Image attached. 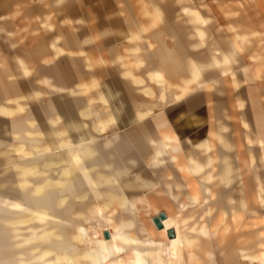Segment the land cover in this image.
Masks as SVG:
<instances>
[{
	"label": "crops",
	"instance_id": "1",
	"mask_svg": "<svg viewBox=\"0 0 264 264\" xmlns=\"http://www.w3.org/2000/svg\"><path fill=\"white\" fill-rule=\"evenodd\" d=\"M119 1L0 0V264L60 262L61 258L55 256L50 263L48 255L65 249L61 241L64 229L59 223L51 226L49 216L80 221L82 202L87 206V218L97 222L100 231L95 214L90 213V204H98L90 190L83 188L81 168L96 188L101 189L95 181L97 173L107 179L104 189L124 203L118 210L146 201L166 219L173 202L165 190L170 175L199 178L203 189L223 188L214 175L221 169L216 157L221 155L222 144L210 133L216 124L206 113L213 102L212 84L206 74L208 63L196 61L191 53L183 51L180 45L186 41L172 27L174 35L168 37L159 32L157 25L152 34H143L155 20L151 27L140 24L119 9ZM138 27L142 32L134 40L131 33ZM144 43L153 45L151 57ZM48 57L51 59L42 61ZM92 57L100 62L93 63ZM161 60V67L156 66ZM154 70L164 78L163 98L151 80ZM38 79L47 95L43 102L34 95ZM248 86V107L256 131L257 101L250 99L255 86ZM233 103L237 115V104ZM193 114L203 118L204 123L184 126V118ZM230 122L229 118L227 124H222L229 126L228 133ZM221 131L214 134L224 136L227 132ZM65 135L72 144L69 148L59 146ZM80 146L88 151L85 158L79 153ZM186 148L191 151L182 155L180 150ZM210 149L218 153H210ZM66 157L73 165L67 195L78 197L86 190L88 197L61 206L58 200L64 193L60 194L54 183L67 167L63 162ZM37 186L42 187L40 192ZM208 198L205 191L201 196L191 195L188 202L207 203ZM71 204L72 211L68 210ZM106 205L114 214L107 201ZM101 213L103 227L115 231L117 228L107 226L102 209ZM16 217L32 221L20 225L21 238L34 233L36 217L42 224L35 234L46 232V237L17 247V233L10 223ZM79 227L78 222L73 226L74 234ZM102 232L108 233L105 239L111 238L109 230ZM52 236L57 243L49 244ZM37 240L42 243H34ZM119 247V254L105 259L94 257L87 263L152 262L146 242H119ZM75 248L72 246L65 255H72ZM36 254L38 260L33 258Z\"/></svg>",
	"mask_w": 264,
	"mask_h": 264
},
{
	"label": "rangeland",
	"instance_id": "2",
	"mask_svg": "<svg viewBox=\"0 0 264 264\" xmlns=\"http://www.w3.org/2000/svg\"><path fill=\"white\" fill-rule=\"evenodd\" d=\"M118 7L124 11L125 15L138 20L140 24L148 23L151 27L155 20L151 29L146 30L147 32L143 30L145 35L152 34L156 25L165 37L169 34L174 35L172 30L179 32L186 41L180 45L181 49L188 54L191 53L196 61L208 63L206 74L212 84L211 100L213 102L205 112L209 115L210 121L216 124V130H210V133L214 134V131H217L222 134L223 131L219 130L220 126L229 121L233 101L237 104L240 133L251 164L249 187L247 188L243 178L240 177L233 187L228 189L213 187L203 189L204 187L199 185V178L190 180L179 175H170L171 177L165 181V190L172 195L173 201L167 211L168 218L179 214L189 216L187 227L193 228L190 234L199 237L193 249L199 256V264L205 260H208L209 264H264V165L262 150L258 145V134L264 132V129L262 130L264 125V0H120ZM147 44L144 43V46L149 54L153 45ZM154 46L159 47L158 44ZM160 47L163 49L162 44ZM162 64L163 60L156 61V66L161 67ZM224 74H227L231 85H226L222 81ZM249 84L255 86L258 119L256 131L251 123L248 107ZM224 136L228 138V132ZM216 150L219 151V146ZM216 150L210 149V153L213 152L216 155L218 153ZM180 151L182 155H185L191 149L186 148ZM80 172L84 179L83 188L90 190L95 202L101 207L107 219V226L112 230L116 229L120 218H129L133 222L131 243H144L150 239L149 227L153 225L157 229L153 217L159 211L153 209L152 214L146 213L138 209L141 203H137L133 207L126 205L111 215L104 193L93 185L88 175L82 172V168ZM250 190L255 193V199L247 198ZM205 191L209 197L207 203L190 204L188 202V197L191 195L201 196ZM173 196H175L174 199ZM240 196H245L246 201L244 207L240 209V217L235 220V216L239 213L235 207V201ZM80 210L83 213L80 221L66 217L52 218L50 214L48 221L51 226L55 223L63 226L64 234L60 238L65 249L68 248V250L49 252L50 263L53 262V258H56L55 256H58L61 261L52 264H63L65 252H68L72 246L87 251L93 240L98 237L104 238L103 232L98 233L100 231L97 222L87 218L85 203H81ZM218 218L221 220L217 221ZM77 222L86 230L80 243L72 240L73 226L77 225ZM202 223L209 229L208 238L198 232ZM33 226L34 233L41 228L40 222L36 219L33 220ZM55 239V236L50 237L49 244L57 243ZM35 242L42 243L39 240ZM120 243L123 244V242ZM37 255L33 258L35 259ZM241 255L252 256L253 259L248 261L242 259ZM185 260L187 261V258ZM33 264L41 263L39 260L38 262L34 260ZM86 264L89 263L86 262ZM97 264L103 263L97 262ZM187 264L190 263L187 261Z\"/></svg>",
	"mask_w": 264,
	"mask_h": 264
},
{
	"label": "bare ground",
	"instance_id": "3",
	"mask_svg": "<svg viewBox=\"0 0 264 264\" xmlns=\"http://www.w3.org/2000/svg\"><path fill=\"white\" fill-rule=\"evenodd\" d=\"M142 29L138 27L137 30L133 31L131 33V38L134 40H137L139 36L141 35ZM241 38V36H240ZM243 38V36H242ZM51 59L50 57L44 58L42 61L46 62L47 60ZM257 59V58H255ZM91 61L93 63H98L100 60L98 58L92 57ZM34 69V65L32 67ZM26 71V70H25ZM151 80L154 82L160 89V95L161 98H163L164 95V78L160 71L154 70L151 74ZM223 81L226 85H231L230 80L227 76V74L224 75ZM36 90L34 92V95L37 96L41 101L43 102L44 98L47 96L45 91L42 89V82L41 80H37L36 82ZM251 101L255 103L256 98L254 95H251L250 97ZM232 112L229 116L231 122V131L229 134L228 139H226L223 135L216 133L212 134L214 138L217 139L218 142L222 144L221 146V155L219 158L216 157L220 161L221 169L214 173V175L217 176L218 182L222 185L224 189H228L233 187V184H235L236 180L240 177L243 178L245 185H247V188L249 187V182L251 180V164L250 160L247 157L246 154V148L244 140L240 133V123L238 120V116L235 114L236 105L235 103L231 104ZM258 121V119H256ZM204 123V119L200 116L193 114L190 116H187L183 120V125L187 127H197ZM259 126L261 124L259 123ZM229 129L228 125H222L221 130H225V132ZM264 129V125H262V130ZM228 132V131H227ZM64 133V131H63ZM65 134V133H64ZM71 143L69 142L66 135L63 139L59 141V146L64 148L71 147ZM258 145L261 147L262 150V160L264 165V132L258 134ZM79 153L81 154L82 158L86 157L87 149L83 148V146H80L78 149ZM155 154L159 155L160 151L154 147ZM67 164V167H64L59 173L58 177L55 180V187L59 191V193H64L61 195V197L58 200L59 205L66 206L67 204H70V200H77L79 198L80 200H85L88 197V192L86 190H82L79 193V196L76 195L68 196V192L70 190V183L68 177L73 172V165L72 161L69 157H66L65 160H63ZM52 163V162H49ZM213 172H216V169L212 168ZM96 184L101 187V190L104 193L105 199L107 203L112 207V212L117 213L118 208L124 205L123 201H117L116 197L112 195L109 191L104 189V184L107 182V179H104L99 173H97L95 177ZM48 185V184H46ZM41 186H37L36 191H41ZM251 188V187H250ZM245 197V196H244ZM244 197L240 196V198L235 201L236 202V208L239 210L238 215L235 216V220L238 219L241 215L240 209L244 207V202L246 201ZM252 197L253 199L256 198V195L253 191H249L247 194V198ZM140 206H138V209L143 210L146 213H153L152 206L144 201L140 202ZM137 203H132L130 206H135ZM73 204L68 206V210L73 209ZM90 213L95 214L97 218L98 223L100 224V232L99 234H102V231L109 230L111 234V238L105 239L98 237L97 239L92 241V248H88L86 250H77L76 248L73 249L72 255L66 254L65 255V264H86L88 262L87 260H94L96 259H105L108 256H114L116 254H119V242H125L129 243L132 237V231L131 228L133 226L132 220L129 218H120L119 219V225L115 231H111L108 227H103L104 217L101 213V208L98 205H95L94 203L90 204ZM77 215H81L78 213ZM37 221H42L40 218H33ZM219 219V218H218ZM189 220V216L187 215H177L173 217H169L165 219L162 224L163 228L161 229H155L153 225H150V239L146 241V243L150 246L151 251L148 252V255L150 256V259L152 261V264H199V256L196 254V252L193 250L196 247V242L198 241L199 237L195 235H191L193 228L187 227V222ZM221 218L217 221H220ZM11 225L14 228V231H16V246H24L29 241H32L34 239H41L46 237V232H41L38 235L35 233H32L30 237L27 239L21 238L22 235L20 234L19 228L20 225L24 226L29 223H32L29 219H24L21 217H16L11 220ZM216 226V224L214 225ZM171 230V231H170ZM226 230V228L224 229ZM86 230L83 227H79L75 234L72 237V240L76 242H81L83 240V237L85 236ZM200 235L205 236L206 238L209 237V229H207L204 224H200V229L198 230ZM169 233H174L173 237H170ZM208 255V253H205ZM95 257V258H94ZM187 258V261L185 260ZM242 259H246L248 261H251L253 259L252 256L247 255H241ZM82 260V261H81ZM136 262L139 263L138 259H136ZM116 264H123L121 260L117 261ZM131 264V263H126ZM133 264V263H132Z\"/></svg>",
	"mask_w": 264,
	"mask_h": 264
},
{
	"label": "water",
	"instance_id": "4",
	"mask_svg": "<svg viewBox=\"0 0 264 264\" xmlns=\"http://www.w3.org/2000/svg\"><path fill=\"white\" fill-rule=\"evenodd\" d=\"M166 219V215L163 212L158 213L157 215H155L153 217V222L156 226L157 229H161L163 228V224L162 222ZM171 231V230H170ZM170 237L174 236V233H169ZM104 236L107 238L108 237V233L105 232Z\"/></svg>",
	"mask_w": 264,
	"mask_h": 264
}]
</instances>
